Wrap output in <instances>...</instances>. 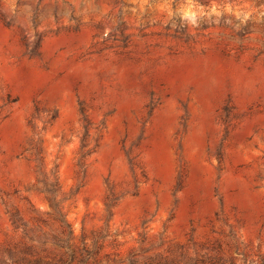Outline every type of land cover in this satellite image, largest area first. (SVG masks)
I'll use <instances>...</instances> for the list:
<instances>
[{
	"label": "rangeland",
	"instance_id": "rangeland-1",
	"mask_svg": "<svg viewBox=\"0 0 264 264\" xmlns=\"http://www.w3.org/2000/svg\"><path fill=\"white\" fill-rule=\"evenodd\" d=\"M0 264H264V0H0Z\"/></svg>",
	"mask_w": 264,
	"mask_h": 264
}]
</instances>
